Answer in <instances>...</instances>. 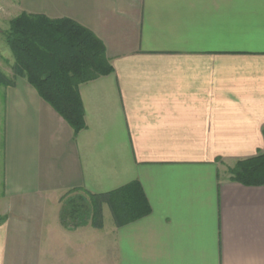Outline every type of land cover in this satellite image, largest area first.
Instances as JSON below:
<instances>
[{
	"label": "crops",
	"instance_id": "0c3cea01",
	"mask_svg": "<svg viewBox=\"0 0 264 264\" xmlns=\"http://www.w3.org/2000/svg\"><path fill=\"white\" fill-rule=\"evenodd\" d=\"M22 12L105 46L113 71L79 85L77 134L13 75ZM0 73V264H264V185L226 168L264 149V0H0ZM132 181L147 215L61 224L67 192Z\"/></svg>",
	"mask_w": 264,
	"mask_h": 264
},
{
	"label": "trees",
	"instance_id": "16d2710c",
	"mask_svg": "<svg viewBox=\"0 0 264 264\" xmlns=\"http://www.w3.org/2000/svg\"><path fill=\"white\" fill-rule=\"evenodd\" d=\"M4 40L14 59L13 75H23L39 96L68 122L74 134L82 130L85 122L79 85L113 71L103 42L71 18L25 12L9 21ZM0 78L4 84L13 83L1 73ZM228 175L230 180L242 184L264 185V149L237 160L228 169ZM68 197H63L60 210L61 224L68 229L86 224L102 227L104 204L109 207L115 226L150 212L138 181L106 193L84 191L83 195ZM4 220L0 216V224Z\"/></svg>",
	"mask_w": 264,
	"mask_h": 264
},
{
	"label": "rangeland",
	"instance_id": "374dc122",
	"mask_svg": "<svg viewBox=\"0 0 264 264\" xmlns=\"http://www.w3.org/2000/svg\"><path fill=\"white\" fill-rule=\"evenodd\" d=\"M3 44H4L5 50L7 52L5 57L7 56V54L9 56H11L10 49H9L7 43L4 40H3ZM234 164H235V162L229 163V164L226 165L227 172H228V169L230 167L234 166ZM77 195H83V193L80 190H74L72 192L66 193V195H64V198H66L68 196H69L68 198H70V197L77 196ZM102 225H103L102 227H104V228L102 229L103 231H100V234L102 232L108 230V228H111L112 226H114L113 218H112L110 209H109V207L107 205H103V208H102Z\"/></svg>",
	"mask_w": 264,
	"mask_h": 264
}]
</instances>
